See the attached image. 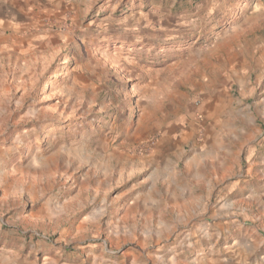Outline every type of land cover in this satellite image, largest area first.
I'll list each match as a JSON object with an SVG mask.
<instances>
[{
  "label": "rangeland",
  "instance_id": "1",
  "mask_svg": "<svg viewBox=\"0 0 264 264\" xmlns=\"http://www.w3.org/2000/svg\"><path fill=\"white\" fill-rule=\"evenodd\" d=\"M263 94L264 0H0V264H264Z\"/></svg>",
  "mask_w": 264,
  "mask_h": 264
},
{
  "label": "crops",
  "instance_id": "2",
  "mask_svg": "<svg viewBox=\"0 0 264 264\" xmlns=\"http://www.w3.org/2000/svg\"><path fill=\"white\" fill-rule=\"evenodd\" d=\"M262 99H263V101H264V94L262 95ZM262 145H264V141H263V144ZM254 151H250V152H248V157H249V159H248V162H249V167H248V169H247V173L245 174V178H252V177H254V176H259V175H262V176H264V171H262V172H258V171H255V170H253L252 169V165L254 164V163H264V161L262 162V161H258V160H256V159H254ZM241 179H239V181H240ZM244 180V179H243ZM238 187H244L243 186V182H238V184H235V185H233L232 187H231V190H238ZM262 190H264V188H262ZM262 259H263V261H264V256L262 257Z\"/></svg>",
  "mask_w": 264,
  "mask_h": 264
}]
</instances>
